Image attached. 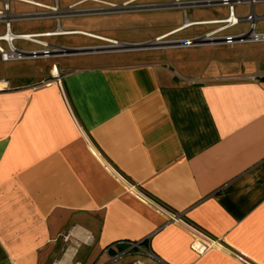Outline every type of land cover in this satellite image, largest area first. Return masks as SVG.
Instances as JSON below:
<instances>
[{
    "label": "crops",
    "instance_id": "obj_1",
    "mask_svg": "<svg viewBox=\"0 0 264 264\" xmlns=\"http://www.w3.org/2000/svg\"><path fill=\"white\" fill-rule=\"evenodd\" d=\"M110 52L0 76V264H264V68L84 58Z\"/></svg>",
    "mask_w": 264,
    "mask_h": 264
},
{
    "label": "rangeland",
    "instance_id": "obj_2",
    "mask_svg": "<svg viewBox=\"0 0 264 264\" xmlns=\"http://www.w3.org/2000/svg\"><path fill=\"white\" fill-rule=\"evenodd\" d=\"M39 3L50 7H57L58 13H52L50 7L33 6L17 1L11 2V13L37 12V17L14 20L11 29L16 33L54 31L57 28L72 30L67 34L45 36L53 46L68 48L102 47L109 41L101 38H111L126 44L144 43V48L132 50H103L111 51L107 55H84L90 61L105 58L107 61H139L159 57L163 63L176 70L174 64L168 59L177 58L181 64L189 68V63L196 58H202L207 67V75H229L242 73L248 66L259 64L264 68V40L261 41H236L224 43L221 39H207L204 36L219 24H197L182 30H177L185 20H208L227 16V7L222 5H197L189 3L198 0H180L188 2L175 4L174 0H37ZM116 6H110V4ZM125 5H122L124 4ZM1 5V4H0ZM1 7V6H0ZM237 16H248L251 5L247 2L234 6ZM257 16L264 15V3L254 4ZM256 31H264V19L256 22ZM249 21H243L223 33L235 34L249 30ZM179 31V32H178ZM4 32V24L0 22V34ZM177 32L175 34H172ZM91 34V35H90ZM172 34V35H171ZM92 35H96L92 36ZM164 36L157 45L149 43ZM201 43L192 45L180 44L184 40H201ZM40 40L41 37L39 38ZM209 41V42H207ZM211 41V42H210ZM120 43V44H121ZM148 43V44H147ZM13 44L20 49L39 48L32 42L14 40ZM117 44L115 47L119 46ZM5 49L7 45L0 41ZM180 45V47H174ZM173 46V47H170ZM125 48V47H122ZM80 57L66 56L65 53L42 58H24L19 60L0 61V76L20 72H34L51 63L66 67L76 64ZM184 60V61H182ZM189 62V63H188ZM193 68V67H192ZM115 264H120L116 261Z\"/></svg>",
    "mask_w": 264,
    "mask_h": 264
},
{
    "label": "built area",
    "instance_id": "obj_3",
    "mask_svg": "<svg viewBox=\"0 0 264 264\" xmlns=\"http://www.w3.org/2000/svg\"><path fill=\"white\" fill-rule=\"evenodd\" d=\"M17 1L33 6H44L42 3H39L37 0H0V22L4 24V32L0 34V41H3L7 45V49H5L2 45H0V60H19L26 57H50L52 55H57L61 53H65L66 47L61 46H53L52 44L36 39L40 38L38 33L34 32H26V33H16L13 32L11 29V23L14 20L19 19H29L37 17V12H25L20 14H13L11 13V2ZM247 2L251 5V12L248 16H237L235 14L234 6L240 3ZM257 2L264 3V0H198L194 2H190L191 6L197 5H222L227 7V16L215 18V19H208L204 20L206 22H215L210 24H219V26L211 31H209L204 37L207 39H221L224 43H232L236 41H261L264 40V31L258 32L256 31V24L255 22L262 18L264 19V15L259 17L256 15L254 10V4ZM51 8V7H50ZM249 21V30L246 32H239L235 34L230 33H223V31L236 26L240 22ZM49 33V31L44 32ZM43 33V34H44ZM10 35V36H8ZM44 36V35H43ZM50 36V35H45ZM14 40H24L27 42H32L41 46L38 49H20L13 44ZM196 40V39H194ZM109 44L106 46H102L101 48L108 50L114 48L118 42L116 40L108 42ZM122 44V43H121ZM126 44V43H125ZM248 79L254 80V75H248ZM189 82H193V78L187 79ZM119 178L124 182L129 190H135L133 184L125 178L123 175L119 174ZM168 220L173 222H180L181 215L175 212H167ZM196 236L194 240L191 242V248L196 251L198 254H203L205 251L211 248H222L223 245L221 244L220 240L213 239V238H201L197 232L195 233ZM65 239V236H64ZM125 248L121 249L114 254H109L110 251L113 249L114 244H110L104 248L103 253L108 255V260L105 264H113L117 259L125 257L127 255L133 256L130 264H168L167 262L163 261L161 258L156 256L154 253L149 251L143 245V240L140 241H127L125 242Z\"/></svg>",
    "mask_w": 264,
    "mask_h": 264
},
{
    "label": "bare ground",
    "instance_id": "obj_4",
    "mask_svg": "<svg viewBox=\"0 0 264 264\" xmlns=\"http://www.w3.org/2000/svg\"><path fill=\"white\" fill-rule=\"evenodd\" d=\"M180 0H174L173 2L175 3V4H184V3H188V2H179ZM110 4V6H113V7H115L116 5L115 4H111V3H109ZM122 5H125V3L124 4H122ZM50 10H51V12L52 13H58L59 12V9L57 8V7H51L50 8ZM216 22H219V21H215V22H206V21H204V20H197V21H193V20H185L184 21V23L182 24V26L181 27H179V29H177V30H182V29H185V28H187V27H189V26H192V25H197V24H210V23H216ZM71 32H73L72 30H62V29H59V28H57L56 30H54V31H49V33H44V34H40V35H50V36H52V35H58V34H67V33H71ZM91 35V34H90ZM8 36H10V35H8ZM92 36H95V37H97L96 35H92ZM162 38H164V36H162V37H159V38H157V39H155V40H153V42H151V43H149V44H151V45H157L158 43H159V40L160 39H162ZM101 39H105L106 41H113V39H106V38H101ZM38 40H40V39H36V41H38ZM124 43H122V44H120L119 46H117V48L118 47H120V48H122V47H129L127 44H125V45H123ZM148 44V43H147ZM55 73H57V69L54 71ZM0 86H1V84H0Z\"/></svg>",
    "mask_w": 264,
    "mask_h": 264
},
{
    "label": "water",
    "instance_id": "obj_5",
    "mask_svg": "<svg viewBox=\"0 0 264 264\" xmlns=\"http://www.w3.org/2000/svg\"><path fill=\"white\" fill-rule=\"evenodd\" d=\"M206 39H201V40H184L182 41L180 44L182 45H192V44H196V43H201L202 41H205ZM209 40V39H208ZM209 42V41H207ZM211 42V41H210ZM129 47H125V48H117L114 47V50H132V49H141L144 48V43H132V44H127ZM113 49V48H112ZM112 49H108V50H112ZM105 49L101 48V47H82V48H66L65 49V54H73V53H85V52H97V51H103Z\"/></svg>",
    "mask_w": 264,
    "mask_h": 264
}]
</instances>
